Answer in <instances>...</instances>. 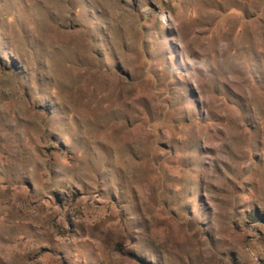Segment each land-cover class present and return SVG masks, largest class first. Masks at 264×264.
I'll use <instances>...</instances> for the list:
<instances>
[{"label": "rangeland", "instance_id": "374dc122", "mask_svg": "<svg viewBox=\"0 0 264 264\" xmlns=\"http://www.w3.org/2000/svg\"><path fill=\"white\" fill-rule=\"evenodd\" d=\"M0 264H264V0H0Z\"/></svg>", "mask_w": 264, "mask_h": 264}]
</instances>
